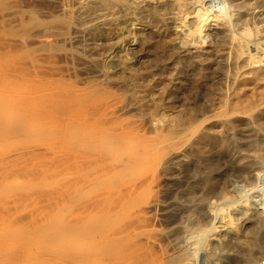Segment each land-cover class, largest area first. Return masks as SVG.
Segmentation results:
<instances>
[{
	"label": "rangeland",
	"instance_id": "rangeland-1",
	"mask_svg": "<svg viewBox=\"0 0 264 264\" xmlns=\"http://www.w3.org/2000/svg\"><path fill=\"white\" fill-rule=\"evenodd\" d=\"M32 1L76 39L0 0V170L73 252L19 264H264V0Z\"/></svg>",
	"mask_w": 264,
	"mask_h": 264
},
{
	"label": "bare ground",
	"instance_id": "bare-ground-1",
	"mask_svg": "<svg viewBox=\"0 0 264 264\" xmlns=\"http://www.w3.org/2000/svg\"><path fill=\"white\" fill-rule=\"evenodd\" d=\"M18 4L19 10L17 20L19 29L16 36L17 40L21 44H28V46L32 44H43L50 46L56 45L60 41H73L76 39V36H72V24L74 23L73 16L75 14H73L72 11L68 9V7L66 9L62 8V13L59 15L54 14L45 17L34 8V5L30 7L31 0H19ZM239 9H241L240 6ZM199 14L202 17V14ZM204 15L206 17V14ZM206 20H204L205 22L203 20L202 21L206 23ZM8 22L5 20L3 21V23ZM200 29L201 28L199 26L198 30ZM198 30L195 31L199 32ZM95 38H97V36H95ZM254 60L256 59H253V62ZM260 75L263 77L264 73H261ZM242 113H244V111ZM219 117L221 116L219 115ZM196 118L197 117L193 116L191 119L194 121L197 120ZM23 122L22 124L24 125L25 122ZM22 175L23 173L21 169L17 168L0 170V260L1 258H4L2 263H5L6 261L4 262V260L7 258L6 260H8L9 263L17 264L18 262L19 264L20 260H23L28 255L31 257L32 254H38V257H42V255H52L53 253H67L68 251L70 253V250L72 251V249L66 250V248L59 251L58 249L61 247L57 248V245L53 242L48 243L50 241L49 238H53L57 234L55 226H49L47 228L48 224L46 221L48 220L49 212L46 210L48 206L43 205L40 208H35L33 200L34 196L32 194L11 189V186L16 184ZM46 238H48V242H44ZM6 264H8V262Z\"/></svg>",
	"mask_w": 264,
	"mask_h": 264
}]
</instances>
